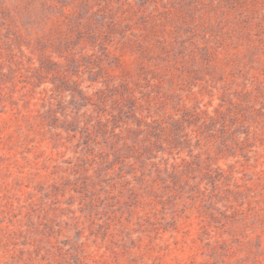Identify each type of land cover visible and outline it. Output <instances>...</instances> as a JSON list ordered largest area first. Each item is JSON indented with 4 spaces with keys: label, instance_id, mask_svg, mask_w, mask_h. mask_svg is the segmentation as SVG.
Wrapping results in <instances>:
<instances>
[{
    "label": "rangeland",
    "instance_id": "374dc122",
    "mask_svg": "<svg viewBox=\"0 0 264 264\" xmlns=\"http://www.w3.org/2000/svg\"><path fill=\"white\" fill-rule=\"evenodd\" d=\"M0 264H264V0H0Z\"/></svg>",
    "mask_w": 264,
    "mask_h": 264
}]
</instances>
